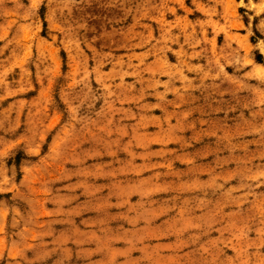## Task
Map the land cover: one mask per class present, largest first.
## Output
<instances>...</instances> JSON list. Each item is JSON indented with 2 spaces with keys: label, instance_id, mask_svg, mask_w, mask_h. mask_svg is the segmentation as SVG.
I'll use <instances>...</instances> for the list:
<instances>
[{
  "label": "rangeland",
  "instance_id": "374dc122",
  "mask_svg": "<svg viewBox=\"0 0 264 264\" xmlns=\"http://www.w3.org/2000/svg\"><path fill=\"white\" fill-rule=\"evenodd\" d=\"M0 264H264V0H0Z\"/></svg>",
  "mask_w": 264,
  "mask_h": 264
}]
</instances>
